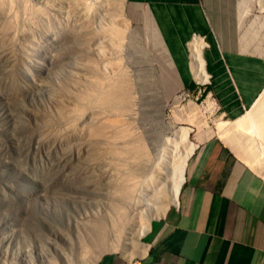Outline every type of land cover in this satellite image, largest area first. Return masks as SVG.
I'll use <instances>...</instances> for the list:
<instances>
[{
	"label": "rangeland",
	"instance_id": "374dc122",
	"mask_svg": "<svg viewBox=\"0 0 264 264\" xmlns=\"http://www.w3.org/2000/svg\"><path fill=\"white\" fill-rule=\"evenodd\" d=\"M14 1L0 5L5 11H0V264H88L104 252L124 256L109 241L99 245L95 231L105 225L108 238L123 208L117 192L127 168L111 156L112 127L97 133L113 114L73 120L78 96L118 70L135 101L133 124L127 127L142 138L150 162L158 159L171 124L187 129V141L194 144L185 171L201 143L218 138L263 178V168L258 166L259 172L245 161L243 151L251 141L244 144L246 137L239 132L218 131L217 122L230 119L222 115L208 82L194 78L190 45L186 86L145 12L126 0L116 5L84 0L86 8L82 0H25V7L19 1L11 5L13 12L5 6ZM241 2L247 45L264 58V12L257 0ZM110 26L118 36L107 30ZM229 135L240 138L237 153ZM250 136L251 146L264 148L263 138ZM180 143L171 155L176 162L170 164L182 162L188 150ZM166 176L163 203L172 188V176Z\"/></svg>",
	"mask_w": 264,
	"mask_h": 264
},
{
	"label": "crops",
	"instance_id": "0c3cea01",
	"mask_svg": "<svg viewBox=\"0 0 264 264\" xmlns=\"http://www.w3.org/2000/svg\"><path fill=\"white\" fill-rule=\"evenodd\" d=\"M126 3L150 18L186 86V49L197 35L222 115L232 120L251 107L264 88V58L247 45V13L237 0ZM141 242L139 257L104 252L94 264H264V179L218 138L204 141L188 160L176 203L150 221Z\"/></svg>",
	"mask_w": 264,
	"mask_h": 264
},
{
	"label": "bare ground",
	"instance_id": "6f19581e",
	"mask_svg": "<svg viewBox=\"0 0 264 264\" xmlns=\"http://www.w3.org/2000/svg\"><path fill=\"white\" fill-rule=\"evenodd\" d=\"M8 1L9 0H7L6 2ZM79 1L80 0H78V2ZM82 1L83 2L81 4H85L84 0ZM96 1L97 0H95V2ZM104 1L105 0H102L100 2H102L103 4ZM107 1H105L106 3L104 2V4H108ZM114 1L118 0H113L112 3H114ZM15 2L21 4V8L23 6H26L25 0H16L13 2V4L7 3L5 7H7V5H10V9H12L11 7L13 6L11 5H14ZM239 2V8H241L242 2L241 0H239ZM3 3L4 2H2V4ZM257 3L260 12H264V0H257ZM2 4H0L1 7L3 6ZM83 6L84 8L88 7L86 4ZM5 7H3V9ZM6 9H8V14L10 9ZM23 9L28 10L29 7ZM23 9H20V11H24ZM2 11L5 12L4 10ZM31 11L32 10H30V13ZM242 14H244V8L242 9ZM10 17L14 20H18L20 16H17L16 19L13 18V15ZM10 21L12 22V20ZM261 21L264 24V21ZM109 29H112L113 31ZM109 29L107 30L111 31L113 35H119L118 31L111 28V26ZM194 41L195 43L191 42L189 46L191 54L190 62L192 73L195 79H197L201 83H204L207 81V77L204 69V62L201 57L202 44L198 40ZM99 83H95L92 86V91L78 96L79 100L74 109L73 120H80L85 114L95 116L96 118L99 116L102 117L101 115H103L105 112L113 114L110 118H105L103 116L105 118V123L102 121L100 122V124L104 123L105 125H103L102 129H97V133L101 134V131L103 133L105 126L106 128L109 127V129L110 127H112V139L116 141L113 143V140L110 139V142L112 141L109 145L111 156L116 158L119 166L121 164V167L125 165L127 168L126 171H128V173H124L126 174L124 175L125 178L120 179L123 184L118 186L117 192L119 197L118 199L121 205H123V208H121V210L119 211L120 214L117 227H115L116 225L114 226L115 228H109L107 226L110 229L108 230V238L107 232L105 231V225H98L99 228L95 231L96 234H98V238L100 240L99 245L107 244L109 241L112 245L117 246L127 259H131L133 256L139 257L144 253V246L141 242V238L148 230L150 220L153 218H158L159 216L164 214L169 205L176 203L179 188L184 180L186 161L190 153L194 149V144H191L187 141V129H176L171 124L167 125L166 134H164L161 138L162 144L161 151H159V157L158 159L155 158L150 162V158L148 156L149 154L142 138L136 135L135 132L133 133L132 131H130L131 126L127 127L128 125L133 124L132 122L131 124L130 121L133 119L132 110H134L133 108L135 101L133 99L134 97L132 95V92L129 89L130 85L126 80V77L118 70V74H114L113 76H105L101 84ZM108 113H105L104 115H108ZM217 128L220 134L226 133L228 131L229 133L239 132L242 137H246L245 142H243L244 144L251 141L250 145L245 149V151H243V154L246 158L245 161L250 167H253L257 170L258 166L264 169V148L251 146L254 140L250 136L251 132H253L254 134H257L261 139H264V89L252 103L251 107L246 109V111L242 115L235 118L234 120H223L219 123L217 122ZM228 141L231 143V145L233 144L236 147V153L238 148L239 151L241 150L240 147L242 146V143L239 137L231 135ZM179 142H181L180 145L184 143L188 147V150H185L186 152L181 158L182 162L177 164H170L171 160H175L171 158V155L173 154V149L174 147H176V145L179 148ZM260 154H263L262 158L259 157L261 156ZM174 162H176V160ZM169 173L172 176V188L170 195L167 196L166 201L163 203V201H161L160 199L164 196L163 188L166 184V175ZM110 225L112 224L110 223ZM97 256L98 255H95L92 260L88 261V264L94 262Z\"/></svg>",
	"mask_w": 264,
	"mask_h": 264
},
{
	"label": "built area",
	"instance_id": "2783aa9c",
	"mask_svg": "<svg viewBox=\"0 0 264 264\" xmlns=\"http://www.w3.org/2000/svg\"><path fill=\"white\" fill-rule=\"evenodd\" d=\"M194 40H198L199 42H201V44H202V48H203V38H201L200 36H197V35H193L192 36V38H191V41L189 42V45H190V43L192 42V41H194ZM202 48H201V50H202ZM204 69H205V67H204ZM205 73H206V70H205ZM206 77H207V82L209 81V76H208V74L206 73Z\"/></svg>",
	"mask_w": 264,
	"mask_h": 264
}]
</instances>
